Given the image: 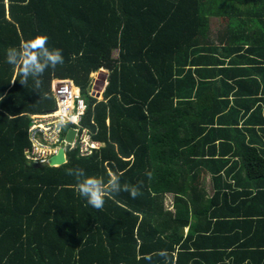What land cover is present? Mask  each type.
I'll list each match as a JSON object with an SVG mask.
<instances>
[{
    "label": "trees",
    "instance_id": "trees-1",
    "mask_svg": "<svg viewBox=\"0 0 264 264\" xmlns=\"http://www.w3.org/2000/svg\"><path fill=\"white\" fill-rule=\"evenodd\" d=\"M38 35L64 62L22 86L7 51ZM55 79L104 145L39 165ZM0 97V264H264V0H0ZM68 168L139 195L97 210Z\"/></svg>",
    "mask_w": 264,
    "mask_h": 264
},
{
    "label": "built area",
    "instance_id": "built-area-1",
    "mask_svg": "<svg viewBox=\"0 0 264 264\" xmlns=\"http://www.w3.org/2000/svg\"><path fill=\"white\" fill-rule=\"evenodd\" d=\"M53 93L56 107L31 116L32 148L27 151V157L39 164H49L50 158L62 147L70 149L79 144L81 154L89 155L102 144L84 124L88 103L80 88L71 79H57ZM70 131L74 132L73 142L67 139Z\"/></svg>",
    "mask_w": 264,
    "mask_h": 264
},
{
    "label": "clouds",
    "instance_id": "clouds-1",
    "mask_svg": "<svg viewBox=\"0 0 264 264\" xmlns=\"http://www.w3.org/2000/svg\"><path fill=\"white\" fill-rule=\"evenodd\" d=\"M47 42L48 37L46 35H38L31 40L22 43L19 49H8L6 62L20 69L21 79L19 82L22 86L28 83L30 76L37 81L36 86H39L41 84L40 77H42L49 68H55L57 64H62L64 62L61 50H50L47 47ZM56 80L57 79L53 81V84ZM15 82L16 81H13V83ZM92 94L95 95L98 93L94 91ZM0 99H3V97H0ZM70 149L64 148L67 160V153ZM39 165H50V163ZM67 174L77 178V191L79 195L84 197L87 200V203L97 210L103 209L105 205V197L115 198V195L119 194L121 191L130 192V195L133 198H136L139 195V190L136 187L128 188L125 186L122 188L120 177L116 174H112L107 183H105L102 178L86 177L84 170L81 168H68ZM155 255L163 259L164 264H168L169 253L167 250H159ZM144 259L151 264L153 257L152 255H146Z\"/></svg>",
    "mask_w": 264,
    "mask_h": 264
},
{
    "label": "rangeland",
    "instance_id": "rangeland-1",
    "mask_svg": "<svg viewBox=\"0 0 264 264\" xmlns=\"http://www.w3.org/2000/svg\"><path fill=\"white\" fill-rule=\"evenodd\" d=\"M220 27V22L217 19H213L212 22V28L217 30V28ZM93 84H92V92H102L104 86L107 84L106 79H107V70L106 69H101L97 72H94L93 75ZM208 188L210 186L208 185ZM170 197V196H169ZM171 198H168L170 200Z\"/></svg>",
    "mask_w": 264,
    "mask_h": 264
},
{
    "label": "water",
    "instance_id": "water-1",
    "mask_svg": "<svg viewBox=\"0 0 264 264\" xmlns=\"http://www.w3.org/2000/svg\"><path fill=\"white\" fill-rule=\"evenodd\" d=\"M73 138H74V132L70 131L67 135V139L69 141H73ZM66 162H67V159H66V154H65L64 148H60L59 152L57 154L53 155L49 161L50 165H55V166L62 165Z\"/></svg>",
    "mask_w": 264,
    "mask_h": 264
},
{
    "label": "crops",
    "instance_id": "crops-1",
    "mask_svg": "<svg viewBox=\"0 0 264 264\" xmlns=\"http://www.w3.org/2000/svg\"><path fill=\"white\" fill-rule=\"evenodd\" d=\"M100 92H98V94H99ZM100 142V141H99ZM102 144H101V146H103L104 144H103V142H101Z\"/></svg>",
    "mask_w": 264,
    "mask_h": 264
}]
</instances>
